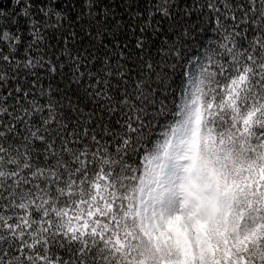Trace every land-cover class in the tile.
<instances>
[{
  "label": "snow or ice",
  "instance_id": "obj_1",
  "mask_svg": "<svg viewBox=\"0 0 264 264\" xmlns=\"http://www.w3.org/2000/svg\"><path fill=\"white\" fill-rule=\"evenodd\" d=\"M0 264H264V0H0Z\"/></svg>",
  "mask_w": 264,
  "mask_h": 264
}]
</instances>
